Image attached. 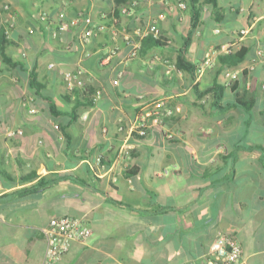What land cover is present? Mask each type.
<instances>
[{
    "label": "crops",
    "instance_id": "0c3cea01",
    "mask_svg": "<svg viewBox=\"0 0 264 264\" xmlns=\"http://www.w3.org/2000/svg\"><path fill=\"white\" fill-rule=\"evenodd\" d=\"M127 3L0 0V264H44L54 217L92 230L56 264H207L221 233L264 264V0ZM152 25L165 46L129 59Z\"/></svg>",
    "mask_w": 264,
    "mask_h": 264
},
{
    "label": "built area",
    "instance_id": "2783aa9c",
    "mask_svg": "<svg viewBox=\"0 0 264 264\" xmlns=\"http://www.w3.org/2000/svg\"><path fill=\"white\" fill-rule=\"evenodd\" d=\"M128 5L129 4L127 3L122 7L124 13H128ZM182 7L185 6L182 5ZM42 17L49 19V14L47 12H43ZM80 18L86 22L88 26L92 23L90 16L85 17V14H82ZM79 20H75L73 24L78 23ZM69 26L70 24L63 23L61 28L68 29ZM114 34L119 35V31L116 30ZM123 34L124 42L128 46H132L129 53V59L135 58L139 54L142 46V40L147 35L153 34L156 38L162 37L160 30L155 25L137 33L136 37L127 31ZM92 36L93 31L91 29H87L81 36V42L85 43L89 41ZM108 60H110V57ZM122 75V72L118 73V78L114 80L116 85L119 83V78ZM65 80L67 87L70 90H73L76 87L82 88L84 86L80 74L77 73H67L65 75ZM142 134H145V132L143 131ZM44 233L47 241V251L44 264H56L69 252L74 243L86 241L92 235V230L82 218L54 217L49 221ZM183 264L198 263L186 262ZM207 264H245L243 247L239 239L234 235L225 233L219 234L211 245Z\"/></svg>",
    "mask_w": 264,
    "mask_h": 264
},
{
    "label": "trees",
    "instance_id": "16d2710c",
    "mask_svg": "<svg viewBox=\"0 0 264 264\" xmlns=\"http://www.w3.org/2000/svg\"><path fill=\"white\" fill-rule=\"evenodd\" d=\"M115 2L117 6L116 13L118 14L119 11H121L119 10V7L121 6L123 7L124 5H126L128 0H115ZM218 2L219 0H189V5L197 17L198 15H200L201 7L203 5L210 4V5L216 6ZM0 41H1L0 45H1L2 56L4 57L5 60H9L10 58L6 54V46H5L7 41H5V38ZM164 41L165 40L163 37L156 38L153 34H149L142 40L141 49L142 51H144L147 48L164 47L165 46ZM247 53H248L247 49H242L240 52H237V53H230L227 56L222 57L221 62L223 63V65L237 66L246 59ZM177 65L193 74V70L195 66L191 62H189L184 56L181 55L178 58ZM231 86H232V90L236 92V89H237L236 84H232ZM83 95L84 97H86L84 98L85 99L84 101H86L88 105H93L94 99L91 95H89V92L87 90L83 91ZM235 97H236L237 103H239L240 105H242L248 110L252 109L255 104V99L249 95L242 94V93H236ZM80 103H83V101ZM256 148L264 152V146H256Z\"/></svg>",
    "mask_w": 264,
    "mask_h": 264
}]
</instances>
